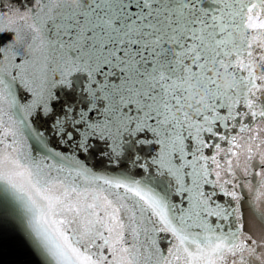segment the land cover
<instances>
[{
  "label": "snow or ice",
  "instance_id": "6c2138e0",
  "mask_svg": "<svg viewBox=\"0 0 264 264\" xmlns=\"http://www.w3.org/2000/svg\"><path fill=\"white\" fill-rule=\"evenodd\" d=\"M0 264H264V0H0Z\"/></svg>",
  "mask_w": 264,
  "mask_h": 264
},
{
  "label": "water",
  "instance_id": "95a60500",
  "mask_svg": "<svg viewBox=\"0 0 264 264\" xmlns=\"http://www.w3.org/2000/svg\"><path fill=\"white\" fill-rule=\"evenodd\" d=\"M97 163L99 164V163H103V162L102 161H98Z\"/></svg>",
  "mask_w": 264,
  "mask_h": 264
}]
</instances>
